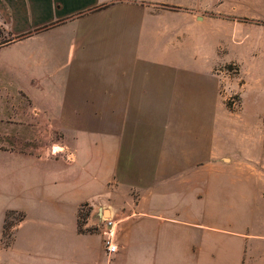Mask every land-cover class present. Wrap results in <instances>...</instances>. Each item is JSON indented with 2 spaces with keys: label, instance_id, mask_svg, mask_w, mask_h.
<instances>
[{
  "label": "crops",
  "instance_id": "0c3cea01",
  "mask_svg": "<svg viewBox=\"0 0 264 264\" xmlns=\"http://www.w3.org/2000/svg\"><path fill=\"white\" fill-rule=\"evenodd\" d=\"M185 1L0 0V30L6 35L0 49L7 51L2 65L16 78L25 134L0 141V158L8 163L0 166L6 175H0V264H249V251L264 254V238L249 242L243 226L198 215V180H177L175 201L140 200L119 230L114 221L115 253H106L100 225L88 229L94 226L91 217L79 230L81 205L98 203L113 216L130 180L118 173V159L104 169L103 155L97 156L103 137H67V120L56 119L67 107L98 108V98H111V108H120V98L201 92L207 78L199 66L215 61L197 56L200 32L215 39L213 20L227 16L229 4L200 20L201 0ZM259 12L246 15L264 19ZM209 50L217 51L213 44ZM259 54L256 49V60ZM7 103L1 108H12ZM29 127L32 136H26ZM56 128L63 132L61 141ZM14 144L16 150L3 146ZM11 211L22 218L7 239L3 230Z\"/></svg>",
  "mask_w": 264,
  "mask_h": 264
},
{
  "label": "rangeland",
  "instance_id": "374dc122",
  "mask_svg": "<svg viewBox=\"0 0 264 264\" xmlns=\"http://www.w3.org/2000/svg\"><path fill=\"white\" fill-rule=\"evenodd\" d=\"M227 4V16L213 20L215 39L208 40L207 31L200 32L197 56L215 61L214 66H199L207 78L201 92L180 97L120 98V108H111V98H98V108L89 104L67 107V114L56 119L67 120V137L77 132L103 137L97 156L103 155L104 169L118 159V173L129 177L130 183L121 188L127 195L121 194L120 206L112 209L113 221L119 222L116 230L122 219L138 211L135 204L140 200L155 196L175 201L177 180H198L196 195L201 200L195 209L200 217L214 215L243 226L249 242L264 238L260 236L264 232V19L246 15L263 13L264 0H201L196 11L200 20L207 19L213 8ZM5 38L0 30V45ZM212 44L217 49L215 54L209 50ZM186 46L192 47V43ZM256 49H260L257 60ZM6 56L7 51L0 49V141H15L25 135L17 113L22 98L16 92L14 74L2 65ZM5 99L12 108H1ZM34 131L36 135L38 130ZM27 132L26 136H32L31 127ZM55 136L61 141V129L56 128ZM3 146L18 148L15 144ZM0 166L5 169L8 163L0 158ZM195 174L198 177H191ZM0 175L6 178L5 173ZM98 206L81 205L82 230L89 217L94 226L88 229L103 227L101 217L108 213ZM20 216L14 211L8 213L5 238L10 237L11 226ZM256 259V264H261L264 254L249 251L248 263Z\"/></svg>",
  "mask_w": 264,
  "mask_h": 264
},
{
  "label": "built area",
  "instance_id": "2783aa9c",
  "mask_svg": "<svg viewBox=\"0 0 264 264\" xmlns=\"http://www.w3.org/2000/svg\"><path fill=\"white\" fill-rule=\"evenodd\" d=\"M101 222L103 224L102 227V234L104 236L103 238V244L104 248L107 254H112L117 252L118 246L117 243L115 242V222L112 219V216H102L101 217Z\"/></svg>",
  "mask_w": 264,
  "mask_h": 264
},
{
  "label": "trees",
  "instance_id": "16d2710c",
  "mask_svg": "<svg viewBox=\"0 0 264 264\" xmlns=\"http://www.w3.org/2000/svg\"><path fill=\"white\" fill-rule=\"evenodd\" d=\"M9 213V212H8ZM8 213L6 214V217H5V223H6V218H7V216H8ZM20 218H22V215L20 216ZM78 226H79V230L80 231H83L82 229H81V227H80V223H79V221H78ZM4 228H5V224H4Z\"/></svg>",
  "mask_w": 264,
  "mask_h": 264
}]
</instances>
